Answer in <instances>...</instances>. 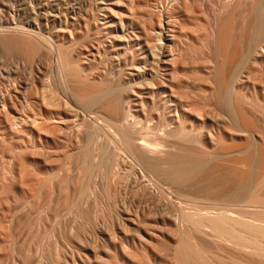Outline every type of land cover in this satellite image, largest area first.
Returning a JSON list of instances; mask_svg holds the SVG:
<instances>
[{
  "label": "rangeland",
  "instance_id": "rangeland-1",
  "mask_svg": "<svg viewBox=\"0 0 264 264\" xmlns=\"http://www.w3.org/2000/svg\"><path fill=\"white\" fill-rule=\"evenodd\" d=\"M178 1L180 2L178 3ZM187 1L190 2L192 7L189 6V2L185 6L184 4L186 3V1L184 0H176V3H175V0H171V1L170 0H58V1L57 0H0V31H1L0 32L1 33L0 34V99L1 101L3 100L6 101L5 104H3L4 101L2 104H0V108H1L0 109V205H2L0 206V212H1V207H3V202H5L6 200L11 204V206H16L19 208L24 207L26 209V210L24 209L25 210L23 212L24 214L23 213L19 214L18 217H15V220L13 218H10L9 216L8 217L3 216L2 212L0 213V217H1L0 218V228L2 226L1 224H3L1 231L6 235L5 236L2 234V232H0L1 233L0 236L3 235V237H5V238H2V236L0 237L2 240L4 239L3 241L0 239V247H1V252H2L0 253V264L2 263L3 264L4 263L22 264L23 259L17 257V252H20L21 249H25L26 252L28 251L27 253H29V256H31L30 255L31 248L29 250L27 248L30 246L32 247L33 245L34 246L31 249L32 250L31 252H33L31 256V258L34 261L33 264H37V263L40 264V259L43 262L41 264H49V263L50 264H53V263L63 264L64 262L67 263V261L70 264H73V263L77 264L75 262L76 261L78 262L79 258L84 257L86 255L85 253L86 249H92L95 253H97L99 256L104 258V256L106 255L105 252H108V250H109V252L107 253L108 255L110 252L112 253V249L108 247V243H109L108 239H109L110 232H112L113 235H114V232H116L115 236L113 237H116L117 239V236H118L117 227L119 224L118 220L120 219L119 221H121V219L125 218L123 214L124 211H122L120 208H123V210L127 208L125 213L131 212L133 215L132 214H128V215H131V217L134 218L138 215L134 214L132 209L134 208V212L136 213L139 209L138 207H140L142 203L144 202L142 201L141 203L139 201L143 200L144 197L146 198L148 194L155 191L157 187L156 182L159 183L157 177L149 173H144L142 176L138 172L137 165L131 159H130L131 161L127 160L129 159V157L126 156V154L121 151L120 152L116 151V156H114L115 151H113L112 149L109 150V148L107 150V147H108L107 145L109 141L108 136L105 135L107 134V132L101 129L103 130V131L99 130L101 134L97 133V135L95 136L96 138H98L97 136L99 135V138H102L103 141L102 139L101 141H99L100 140L99 138L98 139L94 138V143H93V146H91V149H94V146H95V149L97 148V146L98 147L106 146L105 148L108 151V154L105 157V160L106 159L107 160L105 161L103 158L102 159L103 164H101L100 163L101 158H97L96 156L94 157L95 161L96 160L98 161L94 162L95 164H93L94 167L96 168L95 170L96 172L94 171L95 173L92 178L93 182L91 181L93 184L91 183L89 186V187L93 186L91 187L92 189L89 188L90 191H88L87 196L85 195L86 197H83L85 193L84 192L83 196H81L82 198L80 197L81 199L75 196H72L71 193L73 189L71 187L76 188L78 186L77 188L81 189V185L83 184V182L80 179V177L78 178L76 171H74L73 169V163L70 160H68L67 155L73 152L74 148L78 147V144L79 146L82 145L84 137L86 135H91V136L93 135L91 131L95 123L91 122L90 117H93L95 113H99V111L101 110V107L106 104H109L112 101V98L110 97L109 99V97H107L106 95H102V97H100L99 95L100 99L98 98L97 100L93 102L87 98H84V100L79 99L77 96L79 94V91L74 88V85H71L70 83L67 82V81L70 82V79L68 78L67 75H63V72L64 74L66 73L65 71H63L62 68H60L57 56H55L51 50H48L50 49L49 47H51L50 45H55V43L56 45H63V47L67 51L71 52V54L73 55L72 57L74 58V60H76L77 64H79L78 65L79 68H81V70L84 72V75L88 81V84L91 86H98L104 80H108L111 82L114 89L120 86L124 87V85H127V82H128L127 80L129 79L127 78L129 76L127 75L129 72H131V69H132L131 66L133 67L137 66L138 71L141 75L147 72L146 68H152L155 71L157 70L156 69L157 67L155 64L154 66H146L143 64L139 65L138 64L139 55H138L136 47L128 49L129 51L128 53L131 55L133 53L135 57L134 60L132 61L133 64H131L130 66H125V64L123 63L117 64L116 59L118 58L121 52H120V49H117V47L112 42V37H117L118 35V36H121V38L124 37L123 39H125V37L127 39L130 36L132 38L133 36L143 35L144 33L142 32L143 29L150 31V18H151L152 12L154 11L153 9H155L154 7L159 9V7L163 6V8L161 9L162 10L164 9V12H163L164 14L166 12L168 14V20L170 21L169 25H170V30H171L170 32H167L166 35H170V36L173 35L172 36L173 41L169 44H166L165 47L163 46V50L165 51L167 50L166 52H168L171 56H173L172 59L175 60L174 62L175 66L178 65L177 67H180L182 65L181 67H183V69H185L186 71H193L195 73V74H192L190 77L187 76V78H189V80L187 79V81H190L188 82L190 85L188 92L191 91L188 93L189 100H191L189 104L190 106L192 105L191 106L192 108L190 106L189 108L193 110L194 109L193 106H195L196 104L197 106H195V108L200 109L203 107L202 108L204 110L203 112L213 113L215 111V102H214L212 92L217 87V85H219L223 71L225 72L224 74H226V76L229 73L228 84L230 85V88L232 87V90H233L232 92V98L234 100L233 102L235 103L241 98L247 99L246 100L247 102L245 103L246 110L248 111L251 118L254 119L257 127L261 128V130H258V131L249 130L247 132H243V131L241 132L239 130V127L241 126L237 120L238 130H231L233 133L231 131L229 132L234 135V137L232 138L233 141L230 142V144L235 146L242 153V155L244 153H246L247 155L248 154L247 152H250L247 150L251 149V151L254 152V156H255V164H254V169L252 171V175L254 178H256L257 176L263 173L261 171H263V167H264V154H263L264 153V133H263L264 131L262 130V128H264V60L259 61V60H253V58L248 59V54H245L246 51H245V48L243 47L246 46V41H245L244 35L238 33L240 28L244 29V24L241 21H238V22L233 21L232 23H230V28L232 27L233 29L231 28L232 33L228 41L229 47H225L226 50H221L222 45L220 43L221 39L218 35V30L221 26L223 18L225 17V14H226L225 12H227L229 8V4H227L225 0H192L194 1L193 3L191 0H187ZM258 2H259V8H260L259 13L261 15V22H260L261 25L260 26L262 29H264V22H263L264 21V17H263L264 10L263 12H261L262 9L264 8V6L262 7L264 0H263V3H262V0H259ZM105 6L107 7L106 9L108 10H102V7H105ZM168 6L174 9H170ZM166 8L169 10H166ZM223 8H225V10ZM170 12L172 14H169ZM106 13H112L114 16L113 21L115 23L112 24L110 28H107L105 25L106 20L103 14H106ZM62 14H66V15L61 16ZM46 20H47V24L49 28L47 24L45 23ZM26 22L34 23V25L36 26L34 30L35 32L39 33V35L37 34V36L35 37L37 39L44 38L43 39L45 41L44 44H46V42L48 41L47 45L49 47H47V45L44 46V48H42V51L36 53L37 55L34 54L32 56L28 55L25 50L19 51V52L12 51L11 53L10 52L7 53L4 49V46H2L3 40H9L13 36L15 37L19 35L18 34L19 32H14V30L9 29L8 27H14V26L26 27L25 25L27 24ZM119 22H122L123 24L121 23L122 24L121 25L119 24ZM132 24H133V27H132ZM132 30H133L134 35L132 33ZM6 32L10 33V35L7 34ZM152 43H153V47L156 46L155 47L156 49L154 48L155 51L158 49V51L161 52L162 49H160V45L162 43L160 42L161 44L158 45L159 41H157L156 39H155V42L152 41ZM219 43L221 46L219 45ZM236 43L240 45L242 56L244 54L245 55L243 56L241 63L239 64L236 63L235 65L234 64L228 65V63L226 62L227 61L226 53L230 52L231 50L230 47L232 48ZM56 61L58 62V64ZM254 61L256 62L253 63ZM55 65L57 66L56 69H55ZM56 71L58 72V74ZM215 73L217 74V78L213 80L212 76ZM64 76L65 77L67 76V77L65 78ZM61 79L63 83L61 82ZM43 81H44V84L42 85ZM261 81L263 82V84ZM152 82H156V77L154 76L150 78L149 76H146L145 80H143L142 78H139L138 80H136L135 83L137 84L134 85V89L137 91V94L138 93L141 94V96H139V99H140V102L142 103L141 106L146 107L143 109L145 113H147V109H148L147 107L149 106V104H151L152 107H153V104H155V106L158 107V103H157L158 101H157L156 95L150 90H143V88H146V86ZM44 85L47 86V88L45 86L44 89L45 90L47 89V91H49V94H50V90L48 89H51V91H54L53 94L55 92H56V95L59 94L58 95L59 99L56 97L57 101H59V104L58 102H56V104H58L60 107V103H62L61 107H63V108H60L62 109L61 111L60 109H58V112H57L56 108L52 107L53 105H56L54 104L55 101L54 102L52 101L53 105L50 107L54 108L52 110L54 111L56 110L58 114H56V118L52 120L53 123L51 122L49 124H47L49 121L46 122L43 116L41 115L43 111L39 112L40 109L43 110V106H42L43 102L41 100H43L44 98L42 99L43 96H41V93L47 92V91H44L43 89ZM41 87H42V92H41ZM200 88L203 89L202 90L203 93L202 91H200L201 90ZM67 89H68V93H67ZM74 91L76 92L73 94L72 92ZM47 93L45 95H47ZM42 94L44 95V93ZM193 94H195L196 97ZM244 94L246 97L244 96ZM48 95L46 97H48ZM56 95L54 94L53 96H56ZM191 95H193L194 97ZM50 96H49L50 97L49 102L55 98V97L53 98L52 94ZM2 98L4 99L2 100ZM62 98H63V101L60 102L61 101L60 99ZM232 98H231V101H232ZM73 99H76V100L72 101ZM106 99H108L109 101L107 100L106 102ZM64 100H65V104H64ZM66 102L70 104V105L67 104L69 105V107L66 105ZM81 104H83L82 107H81ZM63 105H65V107ZM72 106H73V109H75L76 111L75 110L74 112L72 111V108H71ZM206 106H208L207 109H204ZM66 107H68V109H65ZM93 107H95V109ZM154 108L155 107H153V109ZM69 109L71 110L70 112H69ZM81 109H84V110H81ZM77 111H79L78 114H77ZM92 111L93 113H91ZM11 112H17V114L18 113L20 114L13 116L11 119L9 117L10 116L9 113ZM32 113H34V116L36 113L37 116H35L36 117L35 119H33L34 116L32 115ZM71 113H72V116H71ZM81 113H83V115ZM76 114H77V117H79L77 118V121L74 119L76 118ZM5 115L7 119L10 118L9 121L5 119ZM29 116L30 118H28ZM39 116H41V118ZM137 116L139 118H142L143 114L137 113ZM59 117L62 120V122L63 120H65L61 124L59 123L60 120H58ZM39 118L41 120H39ZM42 118L45 124H41L43 122ZM71 119L73 121H71ZM84 119H85V122H84ZM11 120H13L12 122L13 124L15 123L14 125L12 123L9 124ZM34 120L36 121L38 120L40 122V126L47 125V127L45 126H44L45 128L42 127L41 128L42 132L38 131V129L36 131V128H35L36 126L34 125H38L37 127L39 129L40 127H39V124H37L38 122L36 123ZM33 122H34L33 124L34 127L32 126ZM68 122H70V124ZM64 123H65V126H64ZM78 124L80 125L77 126ZM191 130L193 131V134L194 135L197 134L198 137H196V141L191 143V145L190 144L185 145L186 147H190V148L192 147L195 150L197 149L196 151L198 152L205 151L204 153H209V154L212 153V155H217V156L219 155V159L221 162H219V159H218L217 163L218 164L220 163L219 165L224 168L228 167V168L234 169L236 167H239L240 169H245V165L240 166L239 164H236L234 162H227L228 160L224 156L225 155L224 151L220 149L219 143L217 144V142L220 141V138H219L220 131L218 129L212 130L211 132V138L213 137L212 139L215 141V142L213 141V144L212 142H210L211 140L210 138L207 142L202 141L199 138V135H200L199 127H193ZM236 133H239V134L236 135ZM240 134L242 135L240 136ZM102 135L103 137L105 136L107 138H103ZM77 138L79 140H77ZM175 141L176 140L174 141L170 140V143L173 145L175 144L176 146H179L180 144H182V143H179L178 141H176L177 142L176 143ZM96 142L97 144L95 145ZM102 143H104V145H102ZM165 150L167 149L165 148ZM111 151H113V153H111ZM109 153H111L110 155H112L111 156L112 158L110 157ZM118 156L120 159L118 158ZM124 156L128 158H125ZM244 156L245 154L242 157ZM231 158L232 156L230 158L228 157V159H231ZM65 159H67V161H69L71 164L69 162L66 163ZM99 159H100V162H99ZM113 159L114 160L117 159L119 161L117 160L113 161ZM109 160H110V164L108 163ZM121 161L122 162L125 161V162L122 163ZM129 161L134 164L130 165ZM115 162L116 163L119 162L117 163L118 165ZM125 163L126 165H124ZM65 164H68L67 166L70 165L69 168ZM20 165L26 168V169L24 168L25 173L23 176L22 174L20 176L18 172L20 171L18 170L21 167ZM113 165L116 166L115 169H113ZM64 166L68 168V170ZM59 167L62 169L65 168L67 170L66 176L68 179V183H70L68 185V190H70V195H69L70 197H68V193H69L68 190L64 193L63 191H61V188L57 189L56 191L53 189L55 188L54 183H52L53 181L50 182L49 184V181H51L50 179H52L50 177V172L54 169H58ZM132 169H133V172H132ZM113 170L114 171L118 170L116 173H114L115 175H113V172H114ZM12 171L15 172L16 174L11 173ZM111 174H112V179L115 176V178L118 179V181L114 180L115 179L114 178L112 180L114 181V183H111L112 182ZM148 174L151 175V177ZM95 175L96 176L99 175L97 176L98 178H96ZM214 176L215 175L210 176L206 174L205 176H203L204 178H201V180L199 181L201 191H199L198 194L193 196V202L196 206H199V207L206 206L210 208L211 206L214 207L213 204H216L217 202L223 203L220 197L213 194L211 191L214 189H217L218 191L220 192L223 191V193L226 194L228 191L227 190L228 182L220 174H217L215 177ZM24 177H29L32 179L30 180L32 181L30 182L31 186H29L30 190H28L30 191V193L27 192L25 193L26 195L20 196V197L17 193H15V191L12 193L10 192L8 194L5 193V191L3 190L4 187L7 184H12L14 182L16 184H12V185L16 186V188H18L19 191L26 190L28 188V187L27 188L25 187L26 185L24 184L20 185V182L22 181ZM146 178L148 180V187L146 188V190H144L142 189V187H139V186L144 181L145 182L147 181ZM149 180L152 183V185H150L151 183L149 182ZM33 181H34V184L32 185ZM253 181L252 183H254ZM73 184L75 185L70 186ZM85 184H83L84 188H86L87 186ZM150 187H153L154 189H151ZM84 188L82 187V189ZM58 190H60L61 195L60 194L58 195L59 193ZM91 190L92 191L94 190V191L92 192ZM205 190H207V192ZM51 191H53V194ZM32 192L34 195L32 194ZM135 192L137 195L135 194ZM56 193L58 197H55ZM91 193H93V195ZM138 194L140 197H136L138 196ZM52 197L54 199L53 201L54 203H52L51 205ZM83 198H85V200ZM201 198H203L202 201H205V202H202ZM78 199H80L81 201ZM77 200L78 202H76ZM82 200L84 201V203L82 202ZM197 201H200V202H197ZM75 203H78L79 207L81 206V204H83L81 207H85V205L87 203L88 204L86 205L85 210H83V208L77 207L78 204H75ZM51 206L53 209L51 208ZM207 210H210V209H207ZM210 211H212V209ZM54 213L55 215H53ZM211 214L212 213H210V216ZM50 215H52L53 217ZM119 215L121 217H117ZM4 218H5V221L8 218L9 219L7 222H4ZM59 218L60 219L62 218V219L60 220ZM110 219L112 221V225H111V221H109ZM56 220L57 222L59 220L60 221L57 223ZM12 221L13 222L15 221V222L13 223ZM106 222L108 223L107 227H106ZM122 222L123 220L120 223ZM54 223L56 226L53 225ZM114 224L115 226H113ZM99 225H101L102 227ZM6 226H8L9 228L7 229ZM112 226L115 227L114 230ZM3 229L4 231L5 230H8V231L4 232ZM10 229L13 230L12 234H11ZM19 229H22V230H19ZM107 229L110 230V232L108 231L109 235L106 233ZM189 229L191 230V232L193 231L192 234L190 230L188 229L187 230L184 229L186 231H182V232H183V235L185 233L187 234V235L185 234L184 236L186 237L187 240H189L190 246L191 247L195 246L196 249L198 250L197 251L195 249L198 255L195 256V258L194 257L192 258L194 259L193 263L195 262L197 264H200V262L202 261L206 264H214V263L215 264H222V263L223 264H230V263L237 264L239 255L234 250L230 249V247H228L227 245L223 243L221 244V242L219 241L217 242L218 239L215 238L214 236L212 237V235L209 234V231L207 229H204L203 232L202 231L199 232V230H196L193 228H189ZM70 230L75 231L77 234L73 233V235H71L72 233L70 232ZM188 231H189V234H188ZM195 231L197 233H195ZM19 232L21 234H17ZM166 232L167 233L164 234L165 239L162 237L163 239H160L159 242L158 240H156V243L152 245L153 251L158 256V259L156 258V261L148 260L151 258L150 254L149 253L147 254L146 252H144L141 248L137 247V245L133 247V245L131 244L132 242H130V239H128V241L123 243L124 244L123 248L128 247V249H125L127 253L130 250L131 252L132 250H134L132 253L130 252L129 253L130 255L133 256V260L135 259V257H136V261L139 260L138 261L139 263H137L134 260L135 264H141V262L142 264H172L173 256L171 252L169 251L171 249H168L170 248V243H168L169 242L168 239L172 238L175 240L179 236H177L176 233L171 230H167ZM13 234L15 235V239H14V236L12 237L13 239L11 238V235ZM68 234L71 237V239L69 238ZM202 235L205 237H203ZM63 237H66V238H63ZM113 237L110 235V238H113ZM189 237H192V238H189ZM17 238L19 241H17ZM25 238H27V240H29L30 242L26 240L27 242L25 241L26 242L25 244L24 242ZM5 239L7 240L6 242H5ZM102 239L105 240V243L107 244V246ZM12 240H15L14 241L15 247H13L12 249V250H15L14 252L11 250V247L14 244ZM165 241L169 246L164 245ZM69 242L72 244H70ZM7 243L8 244L10 243V245L8 246ZM67 243L70 246H66ZM83 243L85 244V246L83 245ZM87 243H89L92 246L96 245L95 247L97 248L99 247L98 248L99 250L96 248L98 252L96 251V249H94V247L93 248L92 246L88 247ZM118 243H117V246H119ZM16 244H17V247H16ZM81 244L84 246V248ZM71 245L74 246V248ZM103 246L106 248H104ZM154 246H157V248L160 247L159 248L160 251L156 249V247ZM57 247H59L58 250H57ZM163 247L165 249H163ZM36 248H39L38 250L40 251H37ZM72 248L73 250L76 248V251L74 250V253H72L73 252ZM33 249H35L38 252V254H40L39 257L38 255L37 256L35 255L36 251ZM64 249H65V252H64ZM162 249L164 251H162ZM7 250L9 252L5 253L7 252ZM102 250H106V251H102ZM138 250L139 252L137 253ZM167 250L168 252H165ZM15 252H16V255H12V254H15ZM78 252L80 255L78 254ZM82 252L83 254H81ZM135 253L137 256L135 255ZM160 254L163 255L164 258ZM66 255H68V257ZM13 256L15 259L13 258ZM64 256L66 258H65V261L63 262ZM112 256L113 255L110 254V257ZM148 256H150V258ZM229 256L231 257L229 258ZM72 259L74 261L73 263L71 261ZM224 260H226V262ZM247 260H248V264H261L257 260L252 259L250 257ZM24 264H28V263H26V261L24 260ZM119 264H124V263L119 261Z\"/></svg>",
  "mask_w": 264,
  "mask_h": 264
},
{
  "label": "bare ground",
  "instance_id": "bare-ground-1",
  "mask_svg": "<svg viewBox=\"0 0 264 264\" xmlns=\"http://www.w3.org/2000/svg\"><path fill=\"white\" fill-rule=\"evenodd\" d=\"M184 1H186V3L184 4L186 6V4L189 1H187V0H184ZM258 1L259 0H225V2L227 4H229V8H228L227 12L224 11L226 14H225V17L223 18L221 26L218 30V35L221 39L220 43L222 45L221 50H226L225 47H229L228 41H229V39L231 37V33H232V30H231L232 27L230 28V23H232L233 21L234 22L241 21L244 24V29L240 28L238 33L244 35V38L246 41V46L243 47V48H245V51H246L245 54H248V59L253 58V60H259V61L264 60V29H262L260 26L261 25L260 24L261 15L259 13L260 8H259V2ZM166 2H168V1H166ZM179 2L180 1H178V3ZM193 2L194 1H192V3ZM175 3H176V0H175ZM262 3H263V0H262ZM171 4H172V2H171ZM263 4H262V7L264 6ZM159 5H160V3H159ZM224 5H226V4H224ZM189 6H191L190 2H189ZM222 6H223V4H222ZM64 7H66V6H64ZM106 8H107L106 6L102 7V10H108ZM154 8L155 9H153L154 11L152 12V15L150 18V31L143 29L144 30V31L142 30V32H144L143 35L133 36L132 38L130 36L127 39H126V37H125V39H123L124 37L121 38V36H118V35H117V37H112V42L117 47V49H120V52H121L120 55L118 56V58L116 59L117 64L123 63V64H125V66H130L131 64H133L132 61L134 60L135 57H134L133 53H132V55L128 53L129 52L128 49L136 47L138 55H139L138 56V60H139L138 64L139 65L143 64L146 66H154V64H155L157 67L156 68L157 70H155L156 73L152 68H146L147 72L143 73L141 75L138 71L137 66L136 67L131 66V68H132L131 72H129L127 75V76H129V77H127L129 79L127 80L128 81L127 85H124V87L120 86V87H116L114 89L111 82L108 80H104L98 86L89 85L88 81L84 75V72L81 70V68H79V66H78L79 64H77L76 60H74L71 52L67 51L63 47V45H56V43H55V45H50L51 47H49L47 45L48 41L46 42V44H44L45 43V41L43 40L44 38L37 39L35 36H37V34L39 35V33L35 32L34 28H36V26L32 22H29V23L26 22L27 23V24H25L26 27H17V26L8 27L9 29L14 30V32H19L18 34L20 36L19 35L15 36V37L13 36L9 40H3V42H2L3 43L2 46H4V49L7 53H9V52L11 53L12 51L19 52V51L25 50L26 53L30 56L42 51V48H44V46L47 45V47L50 48L48 50H51L52 53L55 56H57L60 68H62L63 71H65V73H66V74H64V72H63V75H67L68 78L70 79V82L69 81H67V82L70 83L71 85H74V88L79 91V94L77 95L79 99L84 100V98H87L93 102L99 98V95H100V97H102V95H106L107 97H109V99H110V97L112 98V101L109 104H106V105L101 107V110L99 111V113H95V115L93 117H90L91 122L95 123L93 125L92 131H91V133L93 135L92 136L86 135L84 137L82 145L79 146V144H78V147L74 148L73 152H71L70 154L67 155L68 160H70L73 163V169H74V171H76L78 178L80 177L83 184L86 183L85 185H87L86 188H84V185L82 184L83 186L81 185V189L77 188L78 186L76 188L71 187L73 189V191L71 193L72 196L80 198L81 196H83L84 192L85 193H84L83 197L87 196L88 191H90L89 188L92 189L91 187H93V186H91V187H89V186L93 182L92 178H93L94 173L96 172L95 171L96 168L94 167L93 164H95L94 162L98 161V160L95 161L94 157L96 156L97 158H101V162H100V159H99V162L101 164H103L102 159L104 158V160H105V157L108 154V151H107L108 148H109V150L112 149L113 151H115L114 156H116V151H118V152L121 151V152L125 153L126 156L129 157V159H127V160L131 159L137 165L138 172L142 176L144 173H149V174L155 175L159 181V183L156 182L157 187H156L155 191L153 190L154 192L148 194L146 196V198L144 197L143 200L139 201L141 203H142V201H144V202L142 203V205L140 207L137 206L139 208L138 211L135 213L134 208L132 209L133 213L138 215V216L133 218V217H131V215H128V214H132L131 212L125 213L127 208H125L124 210H123V208H120L122 211H124L123 214H124L125 218L121 219V221L123 220L122 223H120L121 222V221H119L120 219L118 220L119 224L117 223L118 224L117 239H116V237H113V236H115L116 232H114V235L108 229L106 232L108 234V231H109L110 235L113 237V238H110V235L108 234L109 235L108 247L112 249L113 254L110 252L108 255L107 254L109 252V250H108V252H105L106 255L103 258V257L99 256L97 253H95L92 249H86L85 250L86 255L85 256L83 255L84 257L80 256L81 258H79L78 262L76 261L75 263H77V264H119V261H121L124 264H135L134 260L136 261V257L133 260V256L130 255V253H132L134 250H132V252L130 250L129 251L130 253L129 252L127 253V251L125 249H128V247L123 248V246H124L123 243L128 241V239H130V242H132L131 244L133 245V247H135L137 245V247L141 248L144 252H146L147 254L148 253L150 254L151 258H150V256H148L150 258L148 260L156 261V258L158 259V256L153 251L152 245L154 243H156V240H158V242H159L160 239H163L164 234L167 233L166 232L167 230H171V231H174L177 236H179L175 240L172 238L168 239L169 240L168 243H170V248H168V249H171L169 251L171 252V254L173 256L172 257V259H173L172 264H197L195 262L193 263L194 259H192V258L193 257L195 258V256L198 255L197 254L198 250L196 249L195 246H194L195 248L190 246L189 240H187L186 237L184 236L186 233L184 232L185 234L183 235V232H182V231H186L187 229L190 230L189 228H193V229L199 230V232H201V231L203 232L204 229H207L209 231V234L212 235V237L214 236L215 238L218 239L217 242L219 241V242H221V244L223 243V244L227 245L228 247H230V249L234 250L239 255V259L237 261V264H248L247 259L249 257L257 260L261 264L262 263L264 264V167H263V171H261L263 173L261 175L257 176L256 178H254L252 175V171L254 169V164H255L254 152L251 151V149L247 150L250 152H247L248 153L247 155H246V153H244L245 156L242 157L244 154L242 155V153L235 146L230 144V142L233 141L232 138L234 137V135L232 134L233 132L231 130H238L237 129V126H238L237 120L240 123L241 127H239V130L241 132L242 131L247 132L249 130L258 131V130H261V128L257 127L254 119L251 118L248 111L246 110V107H245V103L247 102L246 98H241L240 100L236 101L235 103L233 102L234 101L232 98L233 90H232V87L230 88V85L228 84L229 73L226 76V74H224L225 73L224 71H223L221 80L219 82V85H217L216 88L213 87V88H215L212 92L214 102H215V111L213 110L214 111V112L212 111L213 113L203 112L204 111L202 109L203 107L200 109L195 108V106H197L196 104H195V106H193L194 109L193 110L191 109L192 105L190 106V104H189V102L191 100H189V94H188L189 92H191V91L188 92V90L190 88V85L188 82H190V81H187V79L189 80V78H187V76L190 77L192 74H195V73L193 71H186L185 69H183V67H181L182 66L181 64H180L181 65L180 67H177L178 65L175 66V64H174L175 60L172 59L173 56H171L168 52H166L167 50L166 51L163 50V46L165 47L166 44H169L173 41V37H172L173 35L172 36L166 35L167 32H170L171 30H170V25H169L170 21L168 20V14H167V12L164 14L163 13L164 9L163 10L161 9V8H163V6L159 7V9H157L156 7H154ZM187 8H189V7H187ZM225 8H223V9L225 10ZM170 9H174V8H170ZM58 10H60V9H58ZM166 10H169V9L166 8ZM263 10H264V8L262 9V11L261 10L260 11L263 12ZM169 14H172V13L170 12ZM63 15H66V14H62L61 16H63ZM103 15L105 16V20H106L105 21L106 27L110 28L112 26V24L115 23L113 21V19H114L113 14L112 13H106ZM70 16H72V15H70ZM263 17H264V15H263ZM45 19H46V17H45ZM45 23L47 24V20ZM121 23L122 22H119V24H121ZM47 26H48V24H47ZM128 26H129V24H128ZM132 27H133V24H132ZM48 28H49V26H48ZM60 30H61V28H60ZM132 33H133V30H132ZM7 34L10 35V33H7ZM11 35H13V34H11ZM133 35H134V33H133ZM110 36H112V35H110ZM33 39H35L36 41ZM155 39L157 41H159L158 45L162 43L160 45V49H162L161 52L158 51V49L156 50L158 52H156L155 51L156 46L153 47L152 41L155 42ZM51 42H52V40H51ZM220 43H219V45H220ZM230 49H231L230 52L226 53V60H227L226 62L228 63V65H233V64L235 65L236 63L237 64L241 63L243 56L245 54L242 56L240 45L236 43L232 48L230 47ZM223 53H224V51H223ZM54 55H53V57H54ZM24 56H26V55H24ZM58 62H57V64H58ZM255 62L256 61H254L253 63H255ZM256 66H257V64H256ZM56 67L57 66L55 65V69H56ZM244 70H245V68H244ZM258 70H259V68H258ZM57 74H58V72H57ZM146 76H149L150 78L155 76L156 82L149 83L146 86V88H143V90H150L151 92H153L156 95L157 101H158L157 102L158 107H156L155 104H153V107H155L154 109L151 106V104H149V106L147 107L148 108L147 113H145L143 110L146 107L141 106L142 103L140 102V99H139V96H141V94L140 93L137 94V91L134 89V85L137 84V83H135V81L138 80L139 78H142L143 80H145ZM61 78H62V76H61ZM212 78H213V80H215L217 78V74L215 73L212 76ZM69 79H67V80H69ZM61 82L63 83L62 79H61ZM209 82H211V81H209ZM202 83H204V82H202ZM43 84H44V81H43L42 85ZM262 84H263V82H262ZM46 85L43 86V89ZM201 86H203V85H201ZM46 88H47V86H46ZM37 89H38V87H37ZM200 89H201L200 91L203 90L202 88H200ZM48 90H50V94H49V91H47V89L46 90L44 89V91L48 92V93L46 92L47 95L49 94L48 97H46L47 95H45L46 94L45 92H42V87H41V92L44 93L45 97L41 93V96H43L42 99L44 98L43 100H41L43 102V105H42L43 110H41L39 108L40 109L39 112L43 111L41 113V115L43 116L44 120L46 122L49 121L47 124H49L51 122L53 123L52 120L56 118V114H58L57 113L58 109L63 108V107H61L62 103H60V107L58 105L59 101H57V98L59 99V96H58L59 94L56 95V92H55L54 94L56 96H53L54 91H51V89H48ZM38 92H39V90H38ZM75 92L76 91H74L72 93L74 94ZM67 93H68V89H67ZM202 93H203V91H202ZM51 94H52L53 98L54 97L55 98L49 102V100H50L49 98L51 97L50 96ZM193 95L195 96V94H193ZM193 95H191V96H193ZM244 96H245V94H244ZM241 97H242V95H241ZM231 98H232V101H231ZM3 99L4 98H2V100ZM60 100H61L60 102H62L63 98ZM74 100H76V99H73L72 101H74ZM107 100L108 99H106V102H107ZM192 100H193V98H192ZM3 101H1V99H0V104H2ZM52 101L53 102L55 101L54 104H56V102H58V104L53 105ZM248 101H249V99H248ZM5 102L6 101H4L3 104H5ZM67 102H66V105L69 104ZM103 102H102V104H103ZM79 103H81V102H79ZM64 104H65V100H64ZM69 105H67V106L69 107ZM82 105L83 104H81V107H82ZM50 106L56 108L57 112H56V110L55 111L52 110L54 108H52ZM63 106L65 107V105H63ZM86 106H88V105H86ZM98 106H99V104H98ZM189 106L191 108H189ZM208 106H206L204 109H207ZM68 107H66L65 109H68ZM71 108H72V111L74 112L75 109H73V106ZM93 108L95 109V107H93ZM70 109H69V112L71 111ZM152 109H153V111H152ZM212 109H214V108H212ZM61 110L62 109H60V111ZM81 110H84V109H81ZM17 111H18V109H17ZM85 111H87V110H85ZM78 112L79 111H77V114H78ZM96 112H98V111H96ZM75 113H73V114H75ZM91 113H93V111ZM137 113H142L143 114L142 118H139L137 116ZM18 114H20V113H18ZM18 114H17V112H11V113H9V115H10L9 117L12 119L13 116L18 115ZM77 114H76V118H74L76 121H77V118H79V117H77ZM81 114L83 115V113H81ZM86 114H87V112H86ZM32 115L34 116V113H32ZM35 116H37L36 113H35ZM35 116L33 119L36 118ZM71 116H72V113H71ZM26 117H27V115H26ZM39 117L41 118V116H39ZM10 118L7 119L6 115H5V119H7L8 121ZM28 118H30V116ZM40 118H39V120H41ZM43 118H42V121H43ZM58 120H60V122H59L60 124L65 121V120H63V122H62L60 117ZM8 121H6V122H8ZM34 121L36 123L38 122L37 124H39V127H40V129H39L37 127L38 125H34V126H36L35 127L36 131L38 129V131L42 132L41 128L47 127V125L46 126L44 125L45 127L40 126V122L38 120L37 121L34 120ZM54 121H56V120H54ZM71 121H73V120L71 119ZM12 122H13V120H11V122H9V124ZM84 122H85V119H84ZM84 122H82V123H84ZM20 123H21V121H20ZM68 123L70 124V122H68ZM33 124H34V122L32 123V126H33ZM41 124H45V122L43 121ZM80 124H81V122H80ZM80 124H78L77 126H79ZM64 126H65V123H64ZM90 126H92V125H90ZM193 127H199V132H200L199 138L202 141L207 142L210 138L211 139L210 142H212V144H213L214 140L212 139L213 137L211 138V132H212V130L218 129L220 131L219 132L220 141H218L217 144L219 143L220 149L222 151H224V153H225L224 156L228 160L227 162H234L236 164H239L240 166L245 165V169H240L239 167H236L234 169H231L228 167L224 168V167L219 165L220 163L219 164L217 163V161L219 159V155L217 156V155H212V153L211 154L204 153L205 151L204 152L203 151L198 152V151H196L197 149L195 150L192 147L191 148L186 147L185 145H188V144L191 145V143L196 141V137H198L197 134L196 135L193 134V131L191 130ZM101 129H103L107 132V134H105L106 132L104 133L105 135L108 136V140H109L108 145H107L108 146L107 150L105 148L106 146L105 147L104 146H99V147L97 146L96 149L94 146V149H91V146H93V143H94V138H96L95 135H97V133H100L99 130H101ZM103 130H101V131H103ZM262 130L264 131V128H262ZM230 131L232 133H229ZM237 134H239V133H236V135ZM242 134H240V136ZM245 135H243V136H245ZM212 136H213V134H212ZM77 137H78V135H77ZM97 137L99 138V135ZM102 137H103V135H102ZM98 138H96V139H98ZM103 138H107V137L104 136ZM99 139H100L99 141H101L102 138H99ZM77 140H79V139L77 138ZM77 140H75V141H77ZM170 140H173V141L176 140L179 143H182L183 145L180 144L179 146H176L174 144L175 145L174 146L173 144L170 143ZM102 141H103V139H102ZM96 144H97V142L95 143V145ZM102 145H104V143H102ZM215 145H216V143H215ZM165 148L167 150H165ZM261 149H263V148H261ZM113 151H111V153H113ZM111 153H109V155ZM258 153H260V152H258ZM111 156L112 155H110V157ZM119 156H118V158H119ZM231 156H232V158L228 159V157L230 158ZM110 157H109V159H110ZM128 157H125V158H128ZM122 159H123V157H122ZM65 160H66V163L69 162V161H67V159H65ZM116 160L113 159V161H116ZM117 161H119V160H117ZM130 161H129L130 165L134 164ZM124 162H122V163H124ZM219 162H221L220 159H219ZM108 163L110 164V160ZM117 163H119V162H117ZM112 164H114V163H112ZM65 165L67 166L68 164H65ZM124 165H126V163ZM69 166H67V167L69 168ZM114 166L115 165H113V169L116 168V166L115 167ZM119 167H121V166H119ZM24 168H25L24 166L23 167L21 166L18 169V170H20V171H18L20 176H21V174H22V176L24 175V173H25ZM65 168L62 169L59 167L58 169L52 170L50 172V177L52 179H50L51 181H49V184H50V182L53 181L52 183H54V185H55V188H53L54 190L57 191V189L61 188V191H63V193L68 190V185L70 184V183H68V179L66 176V171L68 170V168H66L67 170ZM93 168H95V169H93ZM135 168H136V166H135ZM117 171L115 170L113 172V175H115L114 173H116ZM132 172H133V169H132ZM11 173L16 174L13 171ZM98 174H99V172H98ZM206 174L210 175V176H212V175L216 176L217 174H220L228 182V188H227L228 191L226 194L223 193V191L222 192L218 191L217 189H214L211 191L213 194L220 197L221 201H223V203L217 202L216 204H213L214 207L211 206L212 208L211 207L209 208L206 206L205 207H199V206H196L193 202V196L198 194L199 191H201L199 181L201 180V178H204L203 176H205ZM97 176H99V175H97ZM97 176H96V178H98ZM149 176L151 177V175H149ZM155 176H154V178H155ZM29 177H24L22 179V181L20 182V185L24 184V185H26L25 186L26 188L28 187L26 190H20L19 191V189L16 188V186L12 185V184H16L15 182L12 184H7L3 190L5 191L6 194H8L10 192L12 193L15 191V193H17L19 195V197L24 196V195H26L25 193H27V192L30 193V191H28V190H30L29 186H31L30 182H32L30 180H32V179ZM114 178H115V176H114ZM113 179H112V174H111V181ZM207 179H209V178H207ZM114 180L118 181V179H116V178ZM146 180H147V178H146ZM97 181H96V183H97ZM252 181L255 184L252 183ZM16 182H17V180H16ZM78 182H80V181H78ZM149 182H150V180H149ZM111 183H114V181H112ZM33 184H34V181H33L32 185ZM74 185L75 184L70 185V186H74ZM150 185H152V183ZM153 185H155V184H153ZM20 187H22V186H20ZM32 187H34V186H32ZM82 187L84 189H82ZM96 187H97V185H96ZM139 187H142V189L146 190V188L148 187V180L146 182L144 181ZM150 188L154 189L153 187H150ZM17 190H18V192H17ZM48 190H49V188H48ZM205 191L207 192V190H205ZM51 192L53 194V191H51ZM58 192H59L58 193V195H59L60 190H58ZM68 192H67L68 197H70L69 196L70 190H68ZM32 194H33V192H32ZM91 194L93 195V193H91ZM135 194H136V192H135ZM199 196H200V194H199ZM55 197H58L57 193H56ZM59 197H61V196H59ZM75 197H73V198H75ZM91 197H93V196H91ZM136 197H140L139 194ZM202 197H203V195H202ZM80 199H78V200H80ZM83 199L85 200V198H83ZM86 199H88V198H86ZM202 199L203 198H201V201H202ZM59 200H60V198H59ZM78 200L76 202H78ZM53 201H54V199L52 197L51 205H52V203H54ZM87 201H89V200H87ZM46 202H48V201H46ZM82 202L84 203L83 200H82ZM197 202H200V201H197ZM202 202H205V201H202ZM206 203H208V202H206ZM75 204H78V203H75ZM82 205L83 204H81V206ZM86 205H85V207H86ZM0 206H2V205H0ZM77 207H79V204ZM85 207H81V208H83V210H85ZM137 207H136V209H137ZM51 208H52V206H51ZM24 209H25L24 207L19 208L16 206H11V204L6 200L5 202H3V207H1V212H2L3 216H5V217L9 216L10 218H13L15 220V217H18L19 214L23 213L26 210V209L25 210ZM207 209H210V210L212 209V211L207 210ZM47 210H46V212H47ZM55 213L53 215H55ZM210 213H212L213 215L211 214V216H210ZM51 214H52V212H51ZM50 216H52V215H50ZM59 216H60V214H59ZM117 217H121V216L119 215ZM8 219L5 221V218H4V222H7ZM109 221H111V219ZM56 222H57V220H56ZM55 223L53 225H55ZM107 224L108 223L106 222V227H107ZM1 225L3 226V224H1ZM111 225H112V221H111ZM111 225H110V227H111ZM2 226L0 228V232H2L1 231ZM8 226H6L7 229L9 228ZM11 226H12V224H11ZM99 226H101V225H99ZM113 226H115V224ZM110 227H108V228H110ZM103 228H105V227H103ZM110 229H112V228H110ZM114 229H115V227H113V230ZM184 229H186V230H184ZM19 230H22V229H19ZM3 231H4V229H3ZM6 231H8V230H5L4 232H6ZM10 231L12 234L13 230L10 229ZM104 231H105V229H104ZM20 232L17 234H21ZM70 232L72 233V234L70 233L71 235H73V233H76L75 231H71V230H70ZM190 232H191V230H190ZM192 232H191V234H192ZM195 233H197V232L195 231ZM2 234L5 235L3 232H2ZM14 234L11 235V238L14 236V239H15ZM188 234H189V231H188ZM3 235H1L2 238H5V237H3ZM22 235H21V237H22ZM29 236H30V234H29ZM68 236H69V234H68ZM72 237H74V236H72ZM203 237H205V236H203ZM63 238H66V237H63ZM69 238L71 239L70 236H69ZM189 238H192V237H189ZM6 239H5V242L7 241ZM104 239H106V238H104ZM104 239H102V240L105 243ZM26 240H27V238L24 239V242ZM196 240H198V239H196ZM14 241L15 240H12L13 243H14ZM17 241H19L18 238H17ZM27 241H29V240H27ZM70 241H72V240H70ZM171 241H172V243H171ZM26 242H25V244H26ZM158 242H157V244H158ZM117 243L119 244V246H117ZM17 244H16V247H17ZM70 244H72V243H70ZM79 244H80V242H79ZM87 244H88V247L92 246L89 243H87ZM9 245H10V243L8 244V246ZM83 245L85 246L84 243H83ZM164 245L169 246L166 243V241H165ZM33 246L32 247L30 246L27 249L28 250L30 248L32 249ZM66 246H70V245H68V243H67ZM84 246H83V248H84ZM95 246L93 245L92 248L94 247V249H96L97 247H95ZM106 246H107V244H106ZM196 246H198V245H196ZM13 247H15V243L12 245L11 250L13 249ZM72 247L74 248V246H72ZM154 247H156V249H158V250L160 248V247L157 248V246H154ZM58 248L59 247H57V250H58ZM73 248H72V250H73ZM104 248H106V247H104ZM161 248H162V246H161ZM31 249H30V253H31L30 255L32 256L33 252H31L32 251ZM38 249L39 248H36L37 251H40ZM66 249H68V248H66ZM97 249H96V251H97ZM101 249H102V247H101ZM163 249H165V248L163 247ZM163 249H162V251H164ZM220 249H221V247H220ZM33 250H35V249H33ZM74 250L76 251V248ZM74 250L72 253H74ZM106 250H102V251H106ZM12 251L14 252L15 250H12ZM204 251H205V249H204ZM8 252L9 251L7 250V252H5V253H8ZM27 252L25 249H21L20 252H17V257L23 259L22 264H24V260L28 264H33L34 261L31 258V256H29V253H27ZM36 252H35V255L36 256L38 255V257H39L40 254H38V252L37 253ZM64 252H65V249H64ZM64 252H63V254H64ZM138 252H139V250L137 251V253ZM165 252H168V250ZM0 253H2L1 247H0ZM78 254H79V252H78ZM81 254H83V252ZM110 254L113 256L110 257ZM233 254H235V253H233ZM12 255H16V252H15V254H12ZM135 255H136V253H135ZM168 255H170V254H168ZM66 256L68 257V255H66ZM73 256H74V254H73ZM141 256H142V254H141ZM161 256H163V255H161ZM213 256H214V254H213ZM38 257H36V258H38ZM230 257L231 256H229V258ZM13 258H14V256H13ZM65 258L66 257L64 256L63 262L65 261ZM163 258H164V256H163ZM71 261H72V263L74 262L73 259ZM138 261H136V262L139 263ZM145 261H146V259H145ZM224 261L226 262V260H224ZM41 263H43V262L40 259V264ZM67 263H68V261H67ZM67 263L64 262L63 264H67ZM4 264H6V263H4ZM68 264H70V263H68ZM141 264H142V262H141ZM200 264H206V263L201 261Z\"/></svg>",
  "mask_w": 264,
  "mask_h": 264
}]
</instances>
